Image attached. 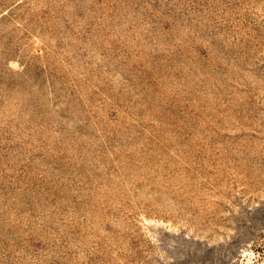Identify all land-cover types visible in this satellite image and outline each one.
Masks as SVG:
<instances>
[{
  "label": "rangeland",
  "instance_id": "rangeland-1",
  "mask_svg": "<svg viewBox=\"0 0 264 264\" xmlns=\"http://www.w3.org/2000/svg\"><path fill=\"white\" fill-rule=\"evenodd\" d=\"M0 264H264V0H0Z\"/></svg>",
  "mask_w": 264,
  "mask_h": 264
}]
</instances>
